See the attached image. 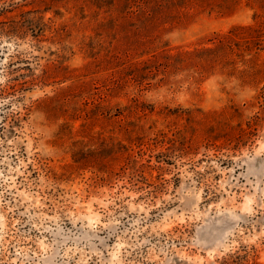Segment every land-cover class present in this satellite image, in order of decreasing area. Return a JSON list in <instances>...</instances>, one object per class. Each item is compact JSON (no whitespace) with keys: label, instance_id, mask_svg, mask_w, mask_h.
I'll return each mask as SVG.
<instances>
[{"label":"rangeland","instance_id":"1","mask_svg":"<svg viewBox=\"0 0 264 264\" xmlns=\"http://www.w3.org/2000/svg\"><path fill=\"white\" fill-rule=\"evenodd\" d=\"M0 264H264V0H0Z\"/></svg>","mask_w":264,"mask_h":264}]
</instances>
